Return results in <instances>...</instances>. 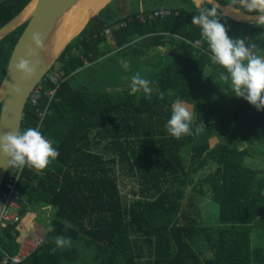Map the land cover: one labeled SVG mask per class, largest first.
<instances>
[{"label":"trees","instance_id":"trees-1","mask_svg":"<svg viewBox=\"0 0 264 264\" xmlns=\"http://www.w3.org/2000/svg\"><path fill=\"white\" fill-rule=\"evenodd\" d=\"M30 1L0 0V28ZM214 1L232 5L231 0ZM143 4L151 8H145L146 13L166 8L172 15L143 24L138 12L112 21L105 17L112 0L58 59L64 81L53 85L42 80L41 93H32L20 131L38 129L59 156L41 172L10 167L11 173L19 174L20 223L2 229L0 262L4 252L18 253L17 238L26 216L49 210L44 237L21 264H139L144 256L142 264H264V169L247 166L250 159H264V110L235 97L230 84L219 79L224 69L211 62L206 41L200 49L193 46L201 33L191 23L199 10L190 0H143ZM123 21L125 27L111 32L117 47L149 33L177 35L186 42L163 70L148 78L164 93L162 100L156 91L147 99L142 93L129 95V88L94 90L96 82H76L86 63L98 60L103 31ZM220 22L230 38L256 44L254 52L264 56V25L226 17ZM25 25L0 40V83ZM52 89L50 97L47 92ZM177 98L194 107L193 132L205 126L199 135L176 139L167 133L165 125ZM212 138L218 142L210 147ZM210 167L213 172L194 184L192 175ZM117 169L135 177L140 187L134 196L142 197L127 207ZM188 188L219 208L214 242L207 240L214 256L204 262L192 247L199 235L193 215H201L200 207L193 212L189 205L182 206ZM65 221L72 225L66 231ZM57 235L70 237L72 246L52 252ZM256 237L261 242L254 243Z\"/></svg>","mask_w":264,"mask_h":264},{"label":"clouds","instance_id":"clouds-1","mask_svg":"<svg viewBox=\"0 0 264 264\" xmlns=\"http://www.w3.org/2000/svg\"><path fill=\"white\" fill-rule=\"evenodd\" d=\"M211 7L205 6V3ZM232 5H239L247 13H256V20L264 25V0H231ZM191 23L199 26L201 36L207 42L210 60L213 64L224 69L219 79L230 84L235 97L243 98L257 111L264 110V56L255 54L256 44H247L245 39L233 40L227 34V29L220 22L218 6L214 0H200V10L193 15ZM33 41L39 45L41 36L33 33ZM28 57L35 53L29 51ZM39 61L30 63L28 59H20L14 66L15 71L21 73V79H31L35 74ZM152 81L143 78L139 72L131 77L129 95L144 94L150 99L156 91L159 99L164 98V93L158 88H153ZM18 92L19 89H16ZM3 110L0 109V112ZM194 114L191 107L181 98H177L171 105V115L167 120L165 129L173 138L199 135L204 125L197 126L193 132ZM59 156L58 150L52 142L35 128L27 130L8 131L0 134V167H9L22 172L25 167L41 172ZM65 231L72 227L64 222ZM48 231H54L49 222ZM57 249H66L72 246L70 237L57 235L53 237Z\"/></svg>","mask_w":264,"mask_h":264},{"label":"crops","instance_id":"crops-1","mask_svg":"<svg viewBox=\"0 0 264 264\" xmlns=\"http://www.w3.org/2000/svg\"><path fill=\"white\" fill-rule=\"evenodd\" d=\"M190 2L194 8L200 10V0H190ZM215 3L218 6L220 17H226L234 21L256 20L257 14H245L241 10L234 8L233 5L222 6L217 2ZM106 5L100 10L105 8ZM145 8L147 10L151 9L143 4V0H113V6L106 11L105 17L110 18L112 21H118L132 13L146 11ZM101 36L103 40L98 46V60L93 63H86V67L83 69V71L91 73L92 76H98L94 80L90 77L89 81L84 83L93 84V82H98V86L106 91H109L110 88H129L131 77L137 72L146 79L158 74L183 50L186 44L185 40L177 35L149 33L138 36L129 45L117 47L112 34H102ZM158 41H161V43H158ZM188 105L194 113V107L190 104ZM217 142L216 138H212L209 143L210 147H213ZM251 160L254 161L253 159ZM258 165L263 168V163L258 162ZM254 168L258 167L254 166ZM48 211L45 210L43 214ZM26 220H28V217L21 224V233L28 226Z\"/></svg>","mask_w":264,"mask_h":264},{"label":"water","instance_id":"water-1","mask_svg":"<svg viewBox=\"0 0 264 264\" xmlns=\"http://www.w3.org/2000/svg\"><path fill=\"white\" fill-rule=\"evenodd\" d=\"M78 1L80 0H37L32 14L21 22L22 25H26L13 47L3 80L0 83V109L3 110L0 112V134L14 131L15 129L21 130L24 110L32 93L57 63L61 54L72 40L65 44L58 54L54 55L52 40L55 28ZM97 12L91 14L87 22ZM18 16L0 28V40L19 27L18 24H14ZM239 22L259 24L257 20H242ZM33 33H38L41 36L39 45L33 41ZM29 51L34 52L35 56L28 57L26 54ZM22 58L28 59L30 63L39 61L35 74L31 79H21L22 74L15 71L14 66ZM16 89H19V91L17 92ZM9 168L0 167V189Z\"/></svg>","mask_w":264,"mask_h":264},{"label":"rangeland","instance_id":"rangeland-1","mask_svg":"<svg viewBox=\"0 0 264 264\" xmlns=\"http://www.w3.org/2000/svg\"><path fill=\"white\" fill-rule=\"evenodd\" d=\"M18 25L19 27L22 26L21 23ZM57 66H60L59 62L56 63L55 68ZM97 76L98 75L92 76V74L89 73L88 71H84V73L80 74L77 77L76 82L79 83L88 82L90 77L92 78V80H94L95 78H97ZM92 88L94 90L100 89V87L98 86V82H96L95 86L93 85ZM257 147H261V145L258 144ZM254 150H258V149H254ZM263 160L264 159H262L261 157L260 160L257 159H254V161L251 160L250 163L248 162L247 166H249L250 168H254V166L259 167L258 162L264 163ZM210 168L211 169L200 170L196 174H193L192 176H193L194 184H196L199 179L203 178L208 173L213 172L214 168L213 167ZM117 175L120 180L119 190L123 197L124 206L127 207L134 200H136L139 197H142L141 195L134 196V193L137 192L140 189V187L137 185L136 178L128 176L129 174L125 173V170L119 169ZM191 194H194L193 189L188 188L185 192V198L182 201V206L186 208L187 205H189L190 207L188 208V211L192 210L193 212H196V210L198 209L196 207L198 206L200 207L201 215L200 216L193 215L196 220V227L198 228L197 230L199 231L198 232L199 235L195 238L196 240L194 239L192 247L194 252L199 256L200 260L204 262L206 260L212 259L214 256L213 245H211L212 244L211 242L212 241L214 242L215 228L219 224L218 222L219 208L210 199L209 200L202 199L201 201L199 196L196 194L189 197ZM193 206H195L196 208L195 210L194 208H192ZM49 212L50 211L44 213L43 215H39L38 211H34V212H30L26 216V218L28 217V220H26L28 226L25 230H23V232L17 238L21 241L20 248H24L25 252L38 247V242L42 240L45 234V226L48 224L47 216ZM177 222L178 224H182V220H180V218H177ZM142 240L143 239H140V241ZM207 240H212L210 241L211 244H209ZM253 241L254 243L261 242V240H258L257 237L254 238ZM144 261H146V256L142 257V259L138 261V263L142 264Z\"/></svg>","mask_w":264,"mask_h":264},{"label":"built area","instance_id":"built-area-1","mask_svg":"<svg viewBox=\"0 0 264 264\" xmlns=\"http://www.w3.org/2000/svg\"><path fill=\"white\" fill-rule=\"evenodd\" d=\"M171 15H172L171 10L166 9V8H158L148 13L144 11H140L137 15V19L139 20L140 23L145 24V23L155 21L158 19L160 20V19L170 17ZM177 15L178 13H175V16ZM126 25H127V22L123 21L119 23L118 25L113 26L112 28L110 27V28L105 29L103 31V34L109 35L111 34L113 29L122 28V27H125ZM200 33H201V29H200ZM232 39L235 40L238 38L234 37ZM203 42H205V40L203 39L202 36H200L199 39L193 42V46L197 49H200L202 47ZM255 54L258 55V53L256 52ZM55 65L53 66V69H51L42 80H45L46 82L53 84V85H58L59 82L64 81L63 79L64 73L62 70H60V66H57L55 68ZM39 84L33 93H38V94L41 93V87ZM47 94L51 97L54 94V89L49 90ZM31 103L34 105L35 100L34 99L31 100ZM46 112L47 110L45 112L39 113V116L43 117L44 113ZM18 177H19V174L14 175L10 171H8L3 181V184L1 186V189H0L1 190L0 191V233L3 228L7 226H13V225L20 223V218H19V208L20 207L18 203L20 196L17 190ZM39 242H38V245H39ZM33 250L34 249L25 252L24 248H19L18 253L14 256L8 255L7 253L4 252L2 254V260L0 264H21Z\"/></svg>","mask_w":264,"mask_h":264},{"label":"bare ground","instance_id":"bare-ground-1","mask_svg":"<svg viewBox=\"0 0 264 264\" xmlns=\"http://www.w3.org/2000/svg\"><path fill=\"white\" fill-rule=\"evenodd\" d=\"M110 0H80L61 19L55 28L52 43L54 55L73 39L85 26L89 16L99 11ZM37 0H32L18 16L16 24L26 20L33 12ZM232 9V8H231ZM229 10V9H228ZM239 10V9H238ZM230 11V10H229ZM235 11V10H234Z\"/></svg>","mask_w":264,"mask_h":264}]
</instances>
